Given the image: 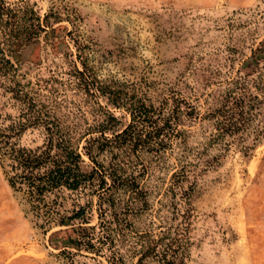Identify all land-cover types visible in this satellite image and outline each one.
Here are the masks:
<instances>
[{
  "label": "rangeland",
  "instance_id": "rangeland-1",
  "mask_svg": "<svg viewBox=\"0 0 264 264\" xmlns=\"http://www.w3.org/2000/svg\"><path fill=\"white\" fill-rule=\"evenodd\" d=\"M28 3L41 20L51 15L56 32L5 48L14 66L0 74V131L20 146H42V126L18 123L47 111L80 147L125 128L132 104L176 106L183 114L162 151L137 152L148 207L131 213L120 203L121 225L176 251V264H264V0ZM83 64L88 87L72 74ZM1 164L0 155V264H94L61 252H78L72 227L97 225L93 189L45 198L64 216L92 200L87 223L40 227Z\"/></svg>",
  "mask_w": 264,
  "mask_h": 264
},
{
  "label": "trees",
  "instance_id": "trees-1",
  "mask_svg": "<svg viewBox=\"0 0 264 264\" xmlns=\"http://www.w3.org/2000/svg\"><path fill=\"white\" fill-rule=\"evenodd\" d=\"M50 16L47 13L41 20L28 0H0L1 75L14 66L5 48L20 47L27 41L39 39L42 33L49 36L56 32L48 20ZM54 18L58 19L59 16ZM82 67L84 69L75 66L72 74L79 83H85L88 87L87 68L84 64ZM165 104L167 106L168 103ZM166 106L153 109L144 104H132L128 107L131 121L125 128L111 136L101 132L100 135L85 137L80 147L59 120L47 111L39 112L40 119L32 121L28 118L18 123L20 128L42 126L45 130L42 146H20L17 140L12 139L13 135L0 131L1 165L10 186L16 191H23L32 211L41 217L40 227L54 220L64 224L66 219L75 218H82L87 223L84 216L92 200L72 215L64 216L46 203L45 198L60 188L93 189L91 193L97 197L99 221L94 226L72 227V247L78 252L64 249L62 253L89 257L94 260V264H176V251H159L158 242L149 234L131 237L132 229L121 225V221L126 218L119 217V213L125 211L120 209L116 212L123 202L131 213L145 211L148 207L149 192L140 185L138 179L144 174L146 166L140 163L137 152H160L170 134L177 132L175 127L183 111H179L176 106L173 110ZM83 155L89 159L90 165ZM138 164H141L140 170L137 169ZM84 165L89 168L85 169ZM54 204L58 205L56 201ZM81 251L91 255L82 254Z\"/></svg>",
  "mask_w": 264,
  "mask_h": 264
}]
</instances>
